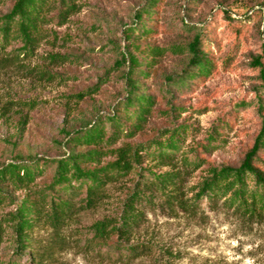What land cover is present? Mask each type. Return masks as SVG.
<instances>
[{
    "label": "rangeland",
    "instance_id": "374dc122",
    "mask_svg": "<svg viewBox=\"0 0 264 264\" xmlns=\"http://www.w3.org/2000/svg\"><path fill=\"white\" fill-rule=\"evenodd\" d=\"M13 1L3 0L0 13L7 12ZM187 1L167 0L159 16L158 34L143 39V50L148 48L147 44L154 46L152 50L156 47L163 50L153 62L150 78L144 80L158 103L138 135L114 146L141 144L157 137L165 139L166 132L181 129L185 134L183 151L202 152L199 147L215 133L213 147L204 148L208 151L203 155L205 162L201 168L183 173L179 185L185 199L193 196V189L209 167L237 166L241 162L260 129L257 104L261 98L264 103L258 70L251 65L252 57L264 55V23L253 14L260 7L247 10V6L264 0H203L193 8L190 18L185 17ZM220 1L227 2L232 17L244 24L241 52L228 70L221 61L228 56L234 39L218 10ZM143 2L78 0L79 12L66 19L57 18V10L48 12L50 20L42 26L43 34L32 56L10 64L1 63L6 55L0 58V164L11 163L19 156L60 157L65 151L60 142L66 131L85 119L106 114L122 99L120 70L114 67L119 58L115 44L119 43L123 51L124 27L136 24L133 15ZM182 21L214 29L219 67L206 81L170 100L157 86L163 75L177 71L185 58L184 54L171 50L188 37L179 30ZM18 47L11 46L7 53ZM107 73L111 80L102 83L93 98L81 101L76 97ZM25 115L28 123L19 136V121ZM155 171L166 173L173 168L159 167ZM134 179L130 176L110 186L109 197L98 208L79 212L61 234L51 228L36 230L33 246L42 254L45 264H79L81 260L83 264H114L107 258L106 248L100 249L91 242L90 227L98 220L119 214ZM221 205L219 202L215 209L203 201L195 213L182 210L178 204L162 202L144 208L145 220L132 243L150 244L153 251L135 264H246L247 261L264 264V219L240 217ZM1 254L3 259L12 255L6 246Z\"/></svg>",
    "mask_w": 264,
    "mask_h": 264
},
{
    "label": "trees",
    "instance_id": "16d2710c",
    "mask_svg": "<svg viewBox=\"0 0 264 264\" xmlns=\"http://www.w3.org/2000/svg\"><path fill=\"white\" fill-rule=\"evenodd\" d=\"M78 0H14L7 12L0 13V58L10 64L32 56L40 41L42 26L50 19L47 14L57 10V18L66 19L79 12ZM203 0H188L185 17L190 18L193 8ZM3 0H0V4ZM167 0H144L133 15L135 25L124 27L126 42L123 51L115 44L119 58L115 69L120 70L122 99L104 115L85 119L79 126L65 132L60 142L64 152L60 157L19 156L11 163L0 164V264H45L42 254L35 250L33 233L40 228H51L56 234L68 228L79 212L98 208L109 197V187L134 176L133 187L122 201L116 217L98 220L90 227L91 242L107 249V258L114 264H135L152 254L153 247L144 242L132 243L136 231L145 220L144 208L157 202L178 204L187 212H198L206 201L211 208L222 207L240 217L260 221L264 219V103L261 98L257 112L260 129L243 159L237 166H211L205 177L193 189L191 198L185 199L182 185L184 172L197 171L205 162L204 153L213 147L216 135L209 136L201 150L183 151L185 134L181 129L165 133V139L153 138L144 143H124V139L138 135L158 103L157 97L144 80L150 78L156 56L163 50L147 44L143 39L158 34L159 16ZM230 36L232 49L224 61L225 70L232 67L241 52L244 37L243 21L233 18L228 3L219 2ZM264 23V1L247 6ZM179 30L188 34L181 44L171 50L184 54L182 65L173 74H164L157 88L170 100L179 92L192 88L209 78L219 67L214 46L217 35L212 27H198L181 22ZM264 30V24H263ZM264 35V32H263ZM18 49L7 53L8 48ZM264 46V45H263ZM152 56V57H149ZM258 70L264 91V55L251 58ZM108 73L86 92L76 97L85 101L100 92L101 84L110 81ZM264 96V93H263ZM30 106V105H29ZM28 123L27 115L19 121L21 136ZM164 138V136H163ZM204 148L208 149L207 151ZM183 151V152H181ZM113 157L112 160L106 158ZM172 167L173 171L157 173L156 168ZM41 180V182H39ZM21 194V195H18ZM4 246L12 253L2 258ZM99 249V250H100ZM28 251V253H27Z\"/></svg>",
    "mask_w": 264,
    "mask_h": 264
},
{
    "label": "clouds",
    "instance_id": "9594fccd",
    "mask_svg": "<svg viewBox=\"0 0 264 264\" xmlns=\"http://www.w3.org/2000/svg\"><path fill=\"white\" fill-rule=\"evenodd\" d=\"M79 264H83V261H79ZM246 264H251V261H247Z\"/></svg>",
    "mask_w": 264,
    "mask_h": 264
}]
</instances>
